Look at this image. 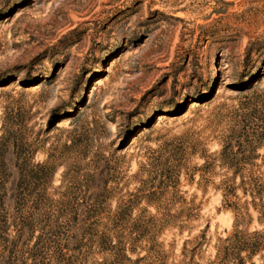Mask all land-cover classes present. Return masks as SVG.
I'll return each instance as SVG.
<instances>
[{
  "label": "rangeland",
  "instance_id": "1",
  "mask_svg": "<svg viewBox=\"0 0 264 264\" xmlns=\"http://www.w3.org/2000/svg\"><path fill=\"white\" fill-rule=\"evenodd\" d=\"M251 110H264V0H0V133L3 119L18 120L40 145L32 163L53 166L47 187L30 183L16 211L19 172L12 148L5 153L3 212L20 216L8 230L11 264H132L123 253L147 254L143 264L160 250L176 256L200 232L195 262L220 264L218 239L234 214L218 166L192 183L180 176L199 205L190 231L148 222L155 211L143 201L121 223L104 217L128 192L158 183L177 149L185 170L199 166L191 147L218 150ZM103 189L111 198L94 217ZM64 192L73 200L56 203ZM236 193L239 204L250 200ZM248 207L239 228L264 232V216ZM110 230L136 253L127 242L99 248L115 242L98 240ZM245 264H264V251Z\"/></svg>",
  "mask_w": 264,
  "mask_h": 264
},
{
  "label": "trees",
  "instance_id": "2",
  "mask_svg": "<svg viewBox=\"0 0 264 264\" xmlns=\"http://www.w3.org/2000/svg\"><path fill=\"white\" fill-rule=\"evenodd\" d=\"M20 123L13 118L3 119L0 133V249L6 252V259L1 262L4 256L0 252V264H11V255L15 237L8 238V230L10 226L15 227V218L10 221L8 216L3 212V199L5 196L3 175L5 173V153L8 148H12L15 157L16 166L19 172V182L17 184L16 211L22 200L25 199L24 190L30 183L41 185L43 189L51 180L53 166L47 160L32 163L38 144L33 140H28L21 132ZM17 126V127H16ZM17 129H14V128ZM229 135L221 141L220 148L214 152L206 153L202 150L200 153L196 151V147H191L189 153L197 155L202 159L199 166H193L190 170H185L182 159L185 152L182 148L177 149L169 158L177 161L169 170L162 169L158 183L150 182L147 189L139 186L135 192H128L127 196L118 199L114 208L104 217L105 223H121L131 216V213L139 201H143L147 206L154 209V213L148 216L149 221H157L160 228L165 226H173L177 228L179 233L184 229L191 230L190 224L198 216L199 205L194 202V198L186 199L183 195L185 191H181L180 176L189 183L193 182L194 174L200 171L201 177L204 172H209L215 166L225 171L220 183L223 186L222 198L227 201L229 208L234 214L232 232L224 238H219V244L216 248V257L220 264H245L254 256L264 251V232L259 230L248 231L247 228L239 227L245 222L250 214L248 212L250 204L253 210L260 213V217L264 216V110H251L241 119L235 120ZM259 150L263 152L260 153ZM144 183V181L142 182ZM35 184V185H36ZM239 191L243 197H249V201L244 200L242 204L238 203ZM45 190H42L44 196ZM111 198L106 189L101 190L96 196V205L94 217L105 211V203ZM51 200V199H50ZM56 203L67 204L73 200L67 192L62 193ZM97 210V211H96ZM146 210V209H144ZM143 210V211H144ZM108 211V210H107ZM99 212V213H97ZM142 214H137L133 218L134 222L142 220ZM259 220V219H258ZM19 226L22 231L31 232V223L25 217H21ZM16 228V227H15ZM112 239L115 242L110 243V247H104L99 243L101 249L116 247V242H127L129 244V252L136 253L135 246L131 239L123 241L122 233L115 231L103 232L98 236L99 241H107ZM204 233L185 239L181 246L180 252L174 256L169 252L160 250L155 252L152 260H148L143 264H198L194 257L196 250L202 245ZM34 246H32L33 248ZM30 248V249H32ZM34 249V248H33ZM121 249H124L123 247ZM30 251V250H29ZM147 252H150L147 249ZM123 258L131 261L132 264H139L145 260L148 255H137L131 259L125 253ZM35 254L32 252L29 259L33 260Z\"/></svg>",
  "mask_w": 264,
  "mask_h": 264
}]
</instances>
